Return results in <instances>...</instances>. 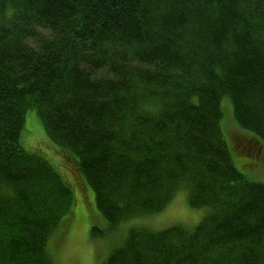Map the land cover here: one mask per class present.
<instances>
[{"label": "trees", "instance_id": "1", "mask_svg": "<svg viewBox=\"0 0 264 264\" xmlns=\"http://www.w3.org/2000/svg\"><path fill=\"white\" fill-rule=\"evenodd\" d=\"M224 99L264 145V0H0V264H54L75 202L20 141L33 109L109 229L180 189L210 209L192 230L131 227L101 264H264V183L234 165Z\"/></svg>", "mask_w": 264, "mask_h": 264}, {"label": "rangeland", "instance_id": "2", "mask_svg": "<svg viewBox=\"0 0 264 264\" xmlns=\"http://www.w3.org/2000/svg\"><path fill=\"white\" fill-rule=\"evenodd\" d=\"M222 108L224 113L221 128L234 165L247 179L264 183V145L253 142L249 135L251 132L242 129L234 121L229 99L222 101ZM20 141L27 151L44 155L40 156L56 168L75 200L72 210L68 212V218L47 243L54 264H101L112 250L121 244L131 227L143 226L153 231H161L181 226L192 230L210 213L208 208H193L187 192L180 189L162 211L130 218L122 222L116 230H111L97 210L93 190L82 180L79 168L77 164L73 165L69 152L48 145L49 137L35 109L26 114ZM15 201L14 197L7 198V209H10L13 203L15 205ZM1 205L2 203L1 209H6ZM4 216L2 210L1 222V217ZM92 227H95L97 232H91ZM101 233L104 235L101 236Z\"/></svg>", "mask_w": 264, "mask_h": 264}]
</instances>
